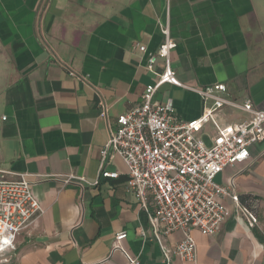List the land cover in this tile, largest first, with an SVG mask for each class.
Here are the masks:
<instances>
[{
	"label": "crops",
	"instance_id": "crops-1",
	"mask_svg": "<svg viewBox=\"0 0 264 264\" xmlns=\"http://www.w3.org/2000/svg\"><path fill=\"white\" fill-rule=\"evenodd\" d=\"M166 23L183 87L166 84L156 99L171 101L179 121L199 119L213 105L198 94L207 88L264 111V0H0V171L9 180L26 175L44 210L0 264H128L113 248L124 231L129 256L166 264L161 245L173 250L182 234L156 240L120 158L104 166L116 179L65 183L98 180L108 124L115 127L156 81L145 66ZM249 119L229 106L217 112L219 125ZM216 134L208 123L197 136L210 146ZM216 181L240 202L258 203V225L249 228L236 204L222 199L229 216L219 231L192 232L199 264H264V142Z\"/></svg>",
	"mask_w": 264,
	"mask_h": 264
},
{
	"label": "built area",
	"instance_id": "built-area-1",
	"mask_svg": "<svg viewBox=\"0 0 264 264\" xmlns=\"http://www.w3.org/2000/svg\"><path fill=\"white\" fill-rule=\"evenodd\" d=\"M161 32L163 43L155 53L149 54L145 66L156 81L146 87L138 105L117 118L115 127L108 124L98 180L89 183L70 176L65 183L75 181L81 187L84 184L96 186L100 178L116 179L119 174L105 171L104 166L120 158L128 172V190L147 213L156 240L161 244L162 236L182 234L173 250L161 245L165 263L172 264L174 257L179 264H199L192 232L197 230L203 236H212L219 231L229 216L222 199L229 198L236 204L249 228L258 225V203L252 202L251 207L241 204L232 189L217 183L216 178L228 167L246 162L250 158V147L264 142V111L254 109L251 101L240 105L207 88L198 94L204 101H213V105L205 107L199 119L179 121L171 101L162 103L156 99L158 91L166 84L183 87L172 67L171 56L178 43L172 36L170 24L161 26ZM138 49L147 52L143 45ZM225 106L248 113L250 119L219 125L217 112ZM102 117L107 118V114L102 113ZM208 123L217 131L210 146L197 136ZM43 212L26 175L9 180L0 171V257L15 249L18 235ZM141 235L146 237L144 231ZM127 237L125 231L118 233L113 248L126 255L128 264H141L138 258L123 250L121 243Z\"/></svg>",
	"mask_w": 264,
	"mask_h": 264
},
{
	"label": "trees",
	"instance_id": "trees-1",
	"mask_svg": "<svg viewBox=\"0 0 264 264\" xmlns=\"http://www.w3.org/2000/svg\"><path fill=\"white\" fill-rule=\"evenodd\" d=\"M247 200H248V201H251V202H250V203H247V202L245 203L246 200H243V199H242V200H241V204H243V205H245V206H247V207H251V206H252V202H254L255 200L252 199V198H248Z\"/></svg>",
	"mask_w": 264,
	"mask_h": 264
}]
</instances>
